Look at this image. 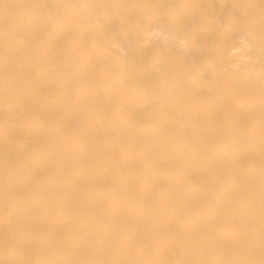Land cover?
I'll list each match as a JSON object with an SVG mask.
<instances>
[{"label": "bare ground", "instance_id": "6f19581e", "mask_svg": "<svg viewBox=\"0 0 264 264\" xmlns=\"http://www.w3.org/2000/svg\"><path fill=\"white\" fill-rule=\"evenodd\" d=\"M0 264H264V0H0Z\"/></svg>", "mask_w": 264, "mask_h": 264}]
</instances>
